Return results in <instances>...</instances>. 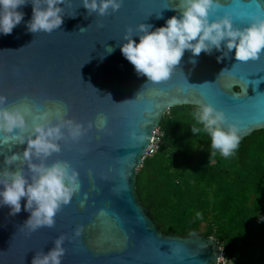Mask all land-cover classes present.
I'll list each match as a JSON object with an SVG mask.
<instances>
[{"label": "water", "instance_id": "1", "mask_svg": "<svg viewBox=\"0 0 264 264\" xmlns=\"http://www.w3.org/2000/svg\"><path fill=\"white\" fill-rule=\"evenodd\" d=\"M80 3L65 0L58 5L64 8V22L50 34L27 31L30 3L17 9L24 19L12 33H0L4 107L28 105L35 115L37 107L54 108V102H60L67 107L66 118L87 129L78 142L61 141L60 153L46 161H67L80 182L79 192L61 207L53 227L30 232L23 226L30 216L24 211L25 199L15 216L9 215V207L0 206V264H31L36 252L47 254L60 235L65 236L61 264H217L222 250L215 239L160 231L139 202L136 175L153 132L172 108L211 105L237 126L240 142L264 131V52L256 61L238 62L233 50L218 62L227 51L222 42V51L202 52L193 65L191 52L185 51L168 81L147 84L121 54L123 36L131 28L132 39L139 43L136 27L165 26L172 16L179 17L171 10L179 0H123L117 12L109 9L104 17L89 15ZM218 3L209 22L228 15L235 28L243 29L253 17L264 19V0ZM101 115L107 123L99 129ZM26 121L31 125L32 117ZM8 147L0 148V170L6 156L22 152L26 145L14 146L11 152ZM78 226L83 233L75 237Z\"/></svg>", "mask_w": 264, "mask_h": 264}, {"label": "clouds", "instance_id": "2", "mask_svg": "<svg viewBox=\"0 0 264 264\" xmlns=\"http://www.w3.org/2000/svg\"><path fill=\"white\" fill-rule=\"evenodd\" d=\"M122 2L81 0L80 6L89 15L95 13L104 17L109 15V9L117 12ZM28 3L32 6L31 20L26 23L28 32L50 34L63 24L64 8L58 5H65V0H0V33H12L24 19V13L17 9ZM219 7L218 0H179L171 9L178 11L179 17L172 16L165 21V26L155 30H151L150 24H139L135 29L139 43L132 39L133 30L128 28L123 36L126 43L120 46V52L139 76L147 78V84L168 81L185 51L191 52L189 62L195 65V57L202 52L211 55L213 49L222 51V42L227 51H223L222 57H217L218 62L233 50L238 62L258 60L264 52V19L253 17L243 29L235 28L228 15L209 22V15ZM112 51V48H107V53ZM107 97L111 99L110 95ZM6 103L7 97L0 95V148L9 146L8 151L11 152L14 146L26 147L22 152H12L4 158V168L0 170V206L9 207V215L15 216L21 211V200L25 199L24 211L30 216L23 226L30 232L41 227L51 228L61 207L68 205L74 194L79 192L80 182L78 172L67 161L56 160L50 165L46 161L53 154L60 153L61 141L78 142L87 129L81 123L66 118L67 107L60 102H54V108L37 107L35 115L31 106L8 108L4 107ZM28 116L32 117L31 125L26 121ZM193 117L196 124L203 127L193 125L191 132L193 136L201 132L210 136L211 155L218 151L228 158L235 153L241 137L237 126L229 123L222 111L205 104L193 113ZM106 123V117H97L99 129ZM91 127L89 123L88 128ZM81 206H84V201H81ZM99 215H105L103 210ZM82 233L83 226H78L74 236L79 237ZM64 242L65 236L60 235L47 254L36 252L31 264H61L65 255Z\"/></svg>", "mask_w": 264, "mask_h": 264}, {"label": "trees", "instance_id": "3", "mask_svg": "<svg viewBox=\"0 0 264 264\" xmlns=\"http://www.w3.org/2000/svg\"><path fill=\"white\" fill-rule=\"evenodd\" d=\"M197 109L175 107L162 117L158 149L136 175L139 202L164 234L211 237L227 263L264 264V131L228 158L213 156L210 136L191 132L203 127Z\"/></svg>", "mask_w": 264, "mask_h": 264}, {"label": "built area", "instance_id": "4", "mask_svg": "<svg viewBox=\"0 0 264 264\" xmlns=\"http://www.w3.org/2000/svg\"><path fill=\"white\" fill-rule=\"evenodd\" d=\"M160 138H161V133H160L159 129L157 128L153 132L152 139L150 141V145L147 148V150L145 151L143 159L146 158V157H151V156H153L156 153V151L158 149ZM217 264H230V263H227L225 261L223 253H221L219 258H218V260H217Z\"/></svg>", "mask_w": 264, "mask_h": 264}]
</instances>
